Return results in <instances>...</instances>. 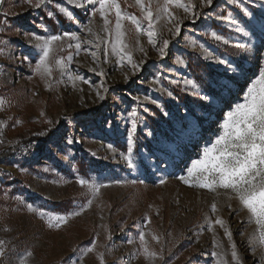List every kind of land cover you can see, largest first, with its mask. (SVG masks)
<instances>
[{
	"label": "rangeland",
	"instance_id": "1",
	"mask_svg": "<svg viewBox=\"0 0 264 264\" xmlns=\"http://www.w3.org/2000/svg\"><path fill=\"white\" fill-rule=\"evenodd\" d=\"M260 2L244 0L257 17L264 14ZM117 3L125 16L119 41L114 10L108 13L105 26L99 13L91 17L85 7L68 0H54L40 8L27 0H0V41H11L0 43V264H237L231 256L233 244L240 264H264L262 229L256 217L231 190L193 186L195 176L188 177L186 171L192 160L203 159V148L215 141L227 111L236 102H244L241 88L259 79L264 34L257 29L251 38L242 37L228 24L201 19L195 24L184 20L181 35L173 37L170 19H183V7L166 0ZM199 3L192 0V4ZM57 4L73 17L61 13ZM149 8L155 38L170 40L164 59L148 42L144 12ZM222 9L240 18L225 0H214L211 11ZM127 16L140 21V31ZM88 19L92 23L85 28ZM212 30L230 42L250 43L251 49L216 42ZM64 31L76 32L79 40L66 37L52 42L45 65L34 71L39 42L30 34L62 35ZM191 40L197 41L195 47ZM201 43L239 66L234 79L228 78L233 73L227 66L204 59ZM122 46L125 51L120 53ZM128 54L133 61L144 62L135 75ZM121 55L125 56L122 63ZM176 58L184 59L185 65H176ZM161 71L165 72L163 86L173 91L172 98L155 91L157 85L152 82ZM70 75H80L91 86L70 80ZM183 78L197 82L200 97L176 83ZM98 91L105 99L98 98ZM205 94L211 99H202ZM145 95L157 98L170 114L165 116L147 103L151 111L141 114L146 123L136 133L138 166L129 169L120 158L126 152L130 127L126 113L136 106L132 96L142 99ZM147 131L152 135L146 136ZM69 136L76 141L72 145L66 144ZM35 137L45 140L32 141ZM180 175L189 182L179 180ZM78 177L88 183L80 185ZM91 184L107 186L96 192ZM77 211L79 216L72 214ZM56 215L66 218L59 228L52 226ZM217 219L223 226L215 223Z\"/></svg>",
	"mask_w": 264,
	"mask_h": 264
},
{
	"label": "snow or ice",
	"instance_id": "2",
	"mask_svg": "<svg viewBox=\"0 0 264 264\" xmlns=\"http://www.w3.org/2000/svg\"><path fill=\"white\" fill-rule=\"evenodd\" d=\"M27 2L34 8H40L42 6H47L52 4L54 0H27ZM142 0H136V3L141 4ZM69 4H75L76 7H85L86 10L90 11V16L95 17L99 13L100 17L104 18V25L109 24L107 15L110 11H115V34L116 39L119 41L122 32L121 20L125 19L124 14H122L121 8L117 3V0H83V4L79 0H68ZM166 3L176 4L178 7H183L185 16L183 19L171 18L170 22L172 23V28L169 29V32L173 37L181 35L182 25L184 20H189L193 24L197 20L201 19H214L217 22L228 24L235 33L240 34L242 37L251 38L256 34L258 29L262 34H264V14L260 17H257L255 12L244 3V0H225V4L229 6L230 9L238 11L240 18L232 14V11H225L222 9L220 12H212L211 9L214 5V0H200L199 5L192 4V0H188L187 4H182L181 0H166ZM59 8L61 13H65L67 17L72 18L73 13L67 8L60 7L59 4L56 5ZM90 6V8L88 7ZM199 9L207 8L208 12H203ZM260 8L264 10V0L260 2ZM164 12H168V9L165 8ZM49 17L53 15L51 11L47 14ZM171 17V14H169ZM127 19L131 21L132 24L137 26V31H140V21L134 16H127ZM144 19L148 21L146 35L148 37V42L153 46V48L158 53L161 59H164L169 54L170 40L162 39L158 41L156 33L153 31V13L151 9H147L144 12ZM91 19H88V24H85V28L91 24ZM107 30V27H105ZM35 36V40L39 43L36 45V48L39 51L36 52L38 56V62L35 64L34 71L39 72L42 65H45L46 59L49 57L50 45L54 41H62L64 38H70L79 40L76 32L64 31L62 35L51 34V35H41L30 34ZM207 35V33H204ZM211 37L216 42H222L224 45L232 46L250 50V43H233L230 42L222 34H218L216 30L211 31ZM0 43L10 44L11 41H0ZM91 43V41L89 42ZM191 45L195 47L197 41L191 40ZM99 47V45H96ZM71 47V45H69ZM76 49L81 48V44L77 43L75 45ZM126 46H122L119 49L120 53L125 51ZM199 48L205 53L204 59L218 63L222 66H227V69L233 73L232 76L228 78L234 79L235 74L239 66H234L230 61L224 59L221 56L216 55L212 51L206 48V46L201 43ZM87 51V49H85ZM117 49L115 45L113 46V52H116ZM2 52V49H0ZM93 57L96 56L95 52H92ZM105 56H107V51L105 50ZM27 59V58H26ZM125 59V56H120V62L122 63ZM127 60L129 62L130 68L133 71V75L139 71L143 66V61L135 62L132 59L131 54L127 55ZM176 65L184 66L185 60L181 58H176ZM47 71V69H45ZM94 71V69H93ZM103 75V73H99ZM165 76V72L161 71L159 77H155L153 82L157 87V91L161 96H167L172 98L174 93L168 87L163 86L162 77ZM70 80H83L85 84L91 86V82L87 79L81 77L80 75L69 76ZM127 79V75H126ZM176 83H182L185 90L191 89L192 94L200 97V92L198 91L199 85L191 78H183L182 81H176ZM259 84V87L256 85ZM105 92L108 91L107 88L104 89ZM241 95L243 98V103L236 102L234 107H231V110L227 111L226 116L223 118V123L219 124L215 141L211 143V146H206L203 148V159H195L191 162V167H187L186 171L188 177L195 176V185H198L201 188H207L209 190L215 191L219 189H229L235 193L240 203L246 208L250 213L256 217V223L260 225L262 231L260 233L261 240L260 245L264 249V67L261 68L259 79L254 81L247 82L241 88ZM97 96L100 100L105 99L104 95H101L100 92H97ZM204 100H210L211 97L205 94L201 97ZM132 101L135 102L136 106L130 108L126 113V118L130 123V127L127 128L126 133V152L120 153V158L126 162V165L129 169L137 168V160L134 159V149L136 147L137 139L136 133L138 127L146 123L145 120H141V114H147L151 110L147 107V103L154 105L157 109H160L162 114L167 116L170 113L164 109V105L154 97L145 95L142 99L139 96H132ZM138 109H141L142 112H138ZM154 114V113H152ZM48 123H52L48 121ZM219 123V122H217ZM152 132L147 131L146 136H151ZM75 139L71 136L66 137V144L72 145L75 143ZM2 143V141H0ZM109 148L113 146L108 145ZM29 149L25 148V153L27 154ZM95 155V153H93ZM67 160V157H64ZM19 167V165H16ZM21 171H26L25 169H20ZM45 172L48 171L47 168L44 169ZM179 180L189 182L184 175L178 177ZM77 182L80 185H85L88 183L87 180L77 178ZM132 183H137L136 180L131 181ZM165 181L160 180V183L163 184ZM119 184L121 181H115ZM139 183H144V181H139ZM104 184H91L90 187L93 188L96 192L100 190L101 187H106ZM91 204V201H88ZM31 208V205H28ZM215 211V207H213ZM73 215L79 216L80 212H74ZM56 224L52 225L56 228L60 227V223L66 222L64 216L56 215L55 216ZM216 224L223 226V221L217 219ZM211 230V229H210ZM226 235H231L228 230H225ZM139 239L141 242L145 239L144 232L139 233ZM3 242L0 241V244ZM128 243H133L132 240H129ZM235 244L232 245L233 251L231 256L233 260H236L237 264H240V261L237 257V252L235 251ZM88 251H92L91 248ZM0 255H3V249H0ZM155 255V254H153ZM216 252L212 253V256L215 257ZM261 255H264V251L261 252ZM161 259L163 257L161 256ZM259 264V262H257Z\"/></svg>",
	"mask_w": 264,
	"mask_h": 264
},
{
	"label": "trees",
	"instance_id": "3",
	"mask_svg": "<svg viewBox=\"0 0 264 264\" xmlns=\"http://www.w3.org/2000/svg\"><path fill=\"white\" fill-rule=\"evenodd\" d=\"M44 138L43 137H35L34 139H32V141H38V142H40V143H43L44 142ZM30 141L31 140H29V141H25V143L26 144H29L30 143ZM15 152V150L14 151H12V153L11 154H13Z\"/></svg>",
	"mask_w": 264,
	"mask_h": 264
}]
</instances>
